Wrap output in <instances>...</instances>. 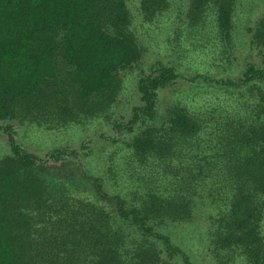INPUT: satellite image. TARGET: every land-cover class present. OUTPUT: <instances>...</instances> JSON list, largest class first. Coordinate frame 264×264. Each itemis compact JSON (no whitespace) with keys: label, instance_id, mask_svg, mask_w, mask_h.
I'll return each instance as SVG.
<instances>
[{"label":"trees","instance_id":"1","mask_svg":"<svg viewBox=\"0 0 264 264\" xmlns=\"http://www.w3.org/2000/svg\"><path fill=\"white\" fill-rule=\"evenodd\" d=\"M236 2L188 0V28L209 26L225 51ZM139 3L152 18L170 0ZM130 20L125 0H0V129L11 149L0 157V264H172L164 251L192 264L169 225L202 207L216 250L233 263L264 264V58L236 78L185 77L155 61L136 82L139 103L110 121L111 133L44 158L17 142L16 123L58 129L108 115L121 73L142 58ZM250 41L264 51V14ZM180 77L228 92L231 107L177 101L161 110L160 90ZM94 139L114 145L95 169L83 160ZM68 156L83 162L95 192L46 177Z\"/></svg>","mask_w":264,"mask_h":264},{"label":"rangeland","instance_id":"2","mask_svg":"<svg viewBox=\"0 0 264 264\" xmlns=\"http://www.w3.org/2000/svg\"><path fill=\"white\" fill-rule=\"evenodd\" d=\"M125 3L131 17L128 30L141 47L142 58L131 70L121 73V87L107 111L108 115L97 117L89 125L58 129H43L35 125L20 126L16 123L15 137L23 149L44 158L48 151L55 148L78 147L84 138H94V134L99 131L111 133L110 121L127 119L131 108L139 103L136 82L155 61L173 65L185 77L203 73L235 78L246 63L259 65L263 61L264 51L253 44L250 37L259 18L264 14V0H237L232 17V34L228 42H225V51L220 46L223 43L216 40V34L209 26L198 33L190 31L186 19L188 0H170L166 10L152 18L144 17L139 0H125ZM193 84L180 77L175 84L161 89L158 95L160 109L164 110L166 106L177 101L193 109L208 104L231 107L228 92L201 83ZM91 146V153L83 156V160L90 168L95 169L112 151L114 145L94 139ZM10 153L8 136L0 129V157ZM49 171L50 174H45L47 178L52 177V173H58L60 176L71 177L70 184L79 182L80 188L94 191L92 181L84 178L83 162L72 156L50 163ZM91 199L95 198L91 195ZM97 199L106 207L113 205V202L101 196H97ZM169 226L172 242L189 256L192 264H242L239 260L235 263L228 261L223 250L215 249L213 224L206 208H197L190 219H182ZM162 258L172 264H185L180 254L171 257L164 251Z\"/></svg>","mask_w":264,"mask_h":264}]
</instances>
